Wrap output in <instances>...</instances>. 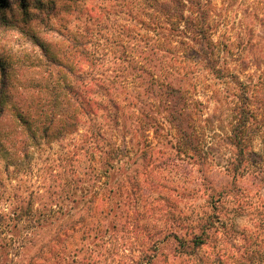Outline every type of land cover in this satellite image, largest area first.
Instances as JSON below:
<instances>
[{
	"label": "rangeland",
	"instance_id": "1",
	"mask_svg": "<svg viewBox=\"0 0 264 264\" xmlns=\"http://www.w3.org/2000/svg\"><path fill=\"white\" fill-rule=\"evenodd\" d=\"M5 1L0 264H213L211 245L181 253L168 236L188 239L210 193L231 210L239 191L254 197V176L264 179V0H181L184 16L207 14L215 71L187 58L190 31L152 0ZM144 72L180 89L194 152L173 125L174 100ZM242 108L248 165L235 177ZM109 144L125 155L106 173ZM22 207L32 212L18 221ZM97 225L108 230L94 249Z\"/></svg>",
	"mask_w": 264,
	"mask_h": 264
},
{
	"label": "trees",
	"instance_id": "2",
	"mask_svg": "<svg viewBox=\"0 0 264 264\" xmlns=\"http://www.w3.org/2000/svg\"><path fill=\"white\" fill-rule=\"evenodd\" d=\"M5 3V0H0V8L3 7L2 5ZM180 3L181 0H152L155 11L166 14V16L171 19L172 24L177 25V23L184 22V27L190 31V36H188L187 39H189L194 46L188 44V46H191L189 51L192 53L187 58L200 59L199 57H201L206 61V67L210 66L212 67L211 69L215 71V68H213V60L210 58V55L213 53V43L208 35L209 26L206 24L207 14L200 10L201 13L199 17L184 16V14L177 9ZM192 3L193 5L200 6L199 0ZM145 76L154 84L158 85V82L154 80L152 75L148 73ZM234 79L235 83L242 88L244 87L237 77H234ZM158 86L164 90V93H166L168 97L174 100L171 109V116H174L172 118L173 125L179 132L185 148L194 152L195 146L188 132L183 130V124L180 119V116H182V110L179 109L182 103L180 89L172 88L163 83ZM2 96L3 94L1 93V105L3 103ZM244 98L245 101L248 100L247 97L244 96ZM248 118L249 112L244 108L240 109L237 118L238 121L233 128L231 136V144L237 150L236 163L232 165L231 169L235 177H240L241 174L238 172L239 169L241 168L243 169L242 171H245L244 169H246L248 165L247 161H245V127ZM50 122L52 123V120ZM59 123L61 125H68L66 120L63 119L60 120ZM62 127H60V129H62ZM101 155V165L105 169V172L109 173L113 163L121 160L125 153L122 149L109 144L107 150ZM258 178V176H254L252 179V185H257L258 187L253 197L257 198V201L253 200L249 195H246L245 191L241 190L239 193L235 194L234 202L236 206L231 210L225 208L224 203H226V201L224 202L221 200V194L215 199V196L210 193L207 202L209 210L203 212L196 218L197 220L193 223L194 226L191 228L192 231L188 234V239L184 240L182 237H178L177 234L172 233H170L171 236H168L176 240V249H179L181 253L186 252L195 255L202 248L211 245L215 252L213 264H264V193H260L261 189L258 186V183H264V179L261 178L259 181ZM244 200L249 203L245 202V205L242 204ZM31 212L32 208L22 207L14 214L18 216L17 220L21 221L23 218L30 215ZM244 217H249L253 223L250 227L244 226L239 228L237 219ZM1 218L2 216L0 215V219ZM104 219H108V226L113 224L116 219V212L113 209H109L108 212H104ZM99 229L105 232V230H108V227L99 228L97 225V232L93 234L94 242L92 248L94 249L100 241V235L97 236V234L103 233L100 232ZM157 250L158 247L154 244L153 251L157 252ZM92 252L94 253L95 250H92ZM145 261L146 260L143 258L138 261H132L131 264H145Z\"/></svg>",
	"mask_w": 264,
	"mask_h": 264
}]
</instances>
